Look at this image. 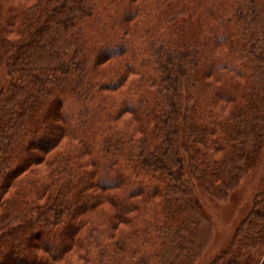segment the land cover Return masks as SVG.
<instances>
[{
  "label": "trees",
  "instance_id": "trees-1",
  "mask_svg": "<svg viewBox=\"0 0 264 264\" xmlns=\"http://www.w3.org/2000/svg\"><path fill=\"white\" fill-rule=\"evenodd\" d=\"M263 146L264 0H0V264H195Z\"/></svg>",
  "mask_w": 264,
  "mask_h": 264
},
{
  "label": "rangeland",
  "instance_id": "rangeland-1",
  "mask_svg": "<svg viewBox=\"0 0 264 264\" xmlns=\"http://www.w3.org/2000/svg\"><path fill=\"white\" fill-rule=\"evenodd\" d=\"M263 173H264V146L258 160L249 169L247 178L241 182V184L237 189L238 194L240 193H241L240 195L245 194V196L242 201H241L242 199L241 196L236 199V203L238 201H241V203L237 206L235 214H234V210L236 207L232 206L233 204L228 203L227 200H225L224 202L221 201L215 205L212 204V206L209 207L211 209V218L213 220V225L211 227V230H209L207 233L204 234L205 240H203V242L199 241L198 242L199 244L198 243L196 244V247L197 248L199 247V250L201 249V245L203 247L200 251L201 254L199 255L195 264L208 263V261L219 251L218 249L221 246H223L222 245L223 243L220 242L218 243L217 241V244L213 245L212 247L209 246L210 248L208 247V250H205L207 249L206 245L211 240H213V238L220 239L224 232L225 233L229 232L232 224L235 222L234 220L238 219L245 212V209L247 208L244 202L246 195L250 194L251 196L255 192L256 185L253 186V184L259 176L263 175ZM236 214L238 215L236 216Z\"/></svg>",
  "mask_w": 264,
  "mask_h": 264
}]
</instances>
